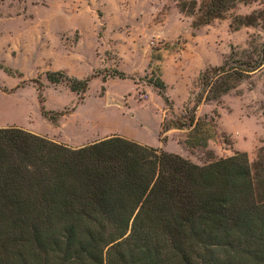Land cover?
<instances>
[{
  "label": "trees",
  "instance_id": "trees-1",
  "mask_svg": "<svg viewBox=\"0 0 264 264\" xmlns=\"http://www.w3.org/2000/svg\"><path fill=\"white\" fill-rule=\"evenodd\" d=\"M258 1L177 3L206 25ZM235 21L264 29V9ZM263 69L264 44L202 71L180 115L163 94V132L207 145L214 121L198 118L199 107ZM63 79L79 96L88 90L89 79ZM0 264H264V146L254 163L236 152L198 165L118 135L74 148L0 128Z\"/></svg>",
  "mask_w": 264,
  "mask_h": 264
},
{
  "label": "rangeland",
  "instance_id": "rangeland-1",
  "mask_svg": "<svg viewBox=\"0 0 264 264\" xmlns=\"http://www.w3.org/2000/svg\"><path fill=\"white\" fill-rule=\"evenodd\" d=\"M262 2L200 25L177 0H0V67L10 73L0 70V128L74 148L118 135L198 165L236 152L254 163L264 146V69L199 107L198 118L214 121L207 145H192L186 131L163 132V96L180 115L202 71L233 52H258L264 29L237 27L235 17ZM53 72L61 82L48 80ZM64 77L89 79L88 90L77 95Z\"/></svg>",
  "mask_w": 264,
  "mask_h": 264
}]
</instances>
